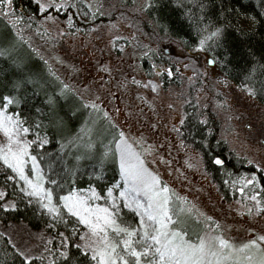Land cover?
I'll use <instances>...</instances> for the list:
<instances>
[{
	"label": "rangeland",
	"instance_id": "374dc122",
	"mask_svg": "<svg viewBox=\"0 0 264 264\" xmlns=\"http://www.w3.org/2000/svg\"><path fill=\"white\" fill-rule=\"evenodd\" d=\"M34 1L40 4L38 27L41 28L20 23L9 3L5 6L0 4V14L11 21L18 35L26 38L31 47L48 62L52 76L64 83L60 87H70L82 98V105L94 117L92 126L80 128L83 135L87 132L89 138L94 139L101 120L114 127L118 135L114 133L115 136L108 137L102 134L98 139L99 147L95 149L80 141L83 139H78V144L72 149L55 153L53 149L36 143L35 136L29 131L17 132L9 139L0 130V149L3 153H7L9 145L13 151L23 144L29 145V156L36 157L39 176L42 177L39 182L43 189L51 192L50 203L42 198V194L27 195L31 189L10 169L22 181L28 206L32 210L50 214L56 224L65 227L66 212L76 218L80 225L77 242L93 255V249L103 247L100 241L104 234L93 235L88 226L68 212L62 199L73 193L88 198L92 191L66 190L62 188V179L70 175L69 163L76 165L77 162L82 163V170L85 164L92 163L103 168V172L104 169L107 171L104 167L115 165L120 175L119 155L123 149L132 154L133 163L138 158L149 173L159 178L161 186L169 189V208L179 214L180 225L188 227L186 239L196 243L200 237L219 236L236 248L257 240L260 248L264 249V241L258 239L264 236V204L256 198L252 199L254 195L234 201L223 199L207 173L202 155L182 136L186 107L196 103L205 121L208 116L218 119L219 137L237 158L245 159L246 164L261 170L264 175V104L255 98L248 83L237 85L224 80L214 62L210 64L211 58L202 44L185 49L176 41L160 42L164 44L162 51L175 63L173 69L161 64L153 66L151 74H147L141 58L149 56L152 51H159L160 44V40L144 29L142 6L146 5L147 0H128L131 5H121L120 0H85L89 3L88 8L110 16L104 21L76 29L71 28L70 11L76 9L77 0ZM259 5H264V0H260ZM148 46H151L150 49ZM31 65L37 66L34 62ZM169 68L174 70V74L179 73V82L164 86L160 74L167 73L172 78L174 75L168 73ZM6 115L11 116L7 112ZM108 132H111L110 129ZM16 139L20 140L19 145L15 143ZM0 162L1 166L7 167L3 160ZM25 174L34 183L38 182L30 159L25 165ZM245 179L241 180L243 186L247 183ZM121 182L122 187L112 198L107 193H98L101 198L88 199V205L108 208L114 213L119 227L138 228L140 217L125 207V201L120 197L125 187ZM261 187L264 190V185ZM1 192L5 194L2 198L5 206L13 207L17 200L5 191ZM46 204L54 207L59 214L50 212L44 206ZM125 211L136 217L138 225L123 214ZM173 219H177V216L174 215ZM37 221L44 222L45 219ZM0 232L27 260H35L37 264H50L68 243L65 233L53 236L46 226L33 227L24 220L0 223ZM107 234L110 242H122L123 237L115 234L111 228L107 229ZM189 235L199 237L193 240ZM227 264H232V261Z\"/></svg>",
	"mask_w": 264,
	"mask_h": 264
},
{
	"label": "trees",
	"instance_id": "16d2710c",
	"mask_svg": "<svg viewBox=\"0 0 264 264\" xmlns=\"http://www.w3.org/2000/svg\"><path fill=\"white\" fill-rule=\"evenodd\" d=\"M77 1L76 9L70 11L71 28L87 27L89 23H98L110 16L88 8L89 3L85 0ZM120 2L121 5H131L128 0ZM0 4L5 6L8 2L0 0ZM9 5L20 23L41 28L38 27L41 19L39 3L34 0H11ZM142 11L145 15L144 29L160 40L158 43L176 41L183 48L190 49L204 41L205 53L218 67L224 80L237 85L248 83L255 98L264 104V5H259L255 0H147ZM217 30H220V36H212ZM16 31V26L0 14V107H3L4 96L13 98L14 103L8 106L7 113L22 122L20 126L35 136L36 143L53 149L55 153L72 149L78 144V139H83L80 141H85L87 147L95 149L99 147L98 139L102 134L108 137L115 136L114 133L118 135V131L105 120H101L98 125L94 139H90L87 132L83 135L80 128L84 125L92 126L93 115L87 112V108L82 105V98L75 90L60 87L64 83L61 84L55 75L52 76L48 62ZM163 43L158 45L159 51H152L149 56L141 58L147 74H151L153 66L167 64L174 67L175 63L162 51ZM31 62L37 66H32ZM160 76L164 86L179 82L178 76L170 78L167 73ZM202 116L198 104H188L182 136L202 155L207 173L223 199L234 201L254 195L264 204V190L261 187L264 185V175L261 170L246 164L245 159H238L219 137L218 119L215 116H208L207 121ZM109 129L111 132H108ZM44 139L48 142L43 143ZM69 157L73 159L72 155ZM217 158L223 163L216 164ZM78 163H69L71 172L68 178L62 179V188L89 189L101 194L112 188L113 194L119 192L122 182L117 166L108 165L104 167L107 171L104 169L103 172V168L92 163L85 164L90 168L83 167L82 170V163ZM245 177L247 183L243 186L241 180ZM117 183H120V188L113 187ZM1 191H5L17 202L13 207H7L0 198V223L24 220L33 227L46 226L53 236H59L61 232L67 235L68 243L62 253H67L68 259L62 253H57L50 264H95L92 253L77 242L80 226L77 219L66 212L65 227L56 224L50 214L32 210L26 201L28 199L24 195L22 181L3 165H0ZM123 214L138 225L135 216L126 211ZM36 219L45 221L39 222ZM180 226H184L181 229L185 232L189 230L185 225ZM189 236L193 240L199 237ZM0 264L37 263L35 260H27L9 238L0 232Z\"/></svg>",
	"mask_w": 264,
	"mask_h": 264
},
{
	"label": "snow or ice",
	"instance_id": "6c2138e0",
	"mask_svg": "<svg viewBox=\"0 0 264 264\" xmlns=\"http://www.w3.org/2000/svg\"><path fill=\"white\" fill-rule=\"evenodd\" d=\"M7 2L10 4L11 0ZM220 34V30H217L212 33V36L219 37ZM203 43L204 41H201L202 45ZM2 99L4 104L0 107V130H3L9 139L17 132L27 133V128L20 127L21 121L6 115L8 106L14 103L13 98L4 96ZM47 142V139L43 140V143ZM15 143L19 145L21 142L16 139ZM28 148V144H23L13 151L9 145L6 154L0 149V160H3L4 164L28 185L31 191L27 195L41 196L42 194V198L50 203L51 192L43 189L39 182L42 177L39 176L40 170L36 157L29 156ZM28 159L31 160L32 168L37 172L38 182L36 183L25 174ZM136 160L137 162L133 163L132 154L123 149L120 150V177L125 185L120 192V197L125 201V207L140 217L138 228L119 227L116 225L114 213L108 208L90 207L88 199L101 198L95 191H92L91 197L88 198L79 197L75 193L62 197L65 202L64 207L68 212L88 226L93 235L104 234L100 241L103 247L93 249L92 259L96 260L97 264H227L228 261H232V264H264V249L260 248L257 240H251L242 247L236 248L219 236L200 237L196 243L186 239L187 233L180 228L182 221L179 219V214L169 208V189L161 186L159 178L149 173L138 158ZM215 163L222 164L223 162L218 159ZM113 187L120 188L121 185L117 183ZM107 194L109 198H112L113 189L109 188ZM4 195L0 192V198ZM44 206L50 212H57L48 204ZM112 206L115 208V203ZM174 215L177 216L175 220ZM109 228L118 236L123 237L121 243L109 241L107 234ZM258 239L264 241V236ZM118 248L121 251L118 252ZM244 253L252 254L240 255ZM257 253H259L258 257ZM62 256L68 259L67 253H62ZM234 256L235 260H233Z\"/></svg>",
	"mask_w": 264,
	"mask_h": 264
},
{
	"label": "flooded vegetation",
	"instance_id": "af4514ba",
	"mask_svg": "<svg viewBox=\"0 0 264 264\" xmlns=\"http://www.w3.org/2000/svg\"><path fill=\"white\" fill-rule=\"evenodd\" d=\"M168 73H171L172 75H174V77L179 76V73L174 74V70H172L171 68H169Z\"/></svg>",
	"mask_w": 264,
	"mask_h": 264
},
{
	"label": "bare ground",
	"instance_id": "6f19581e",
	"mask_svg": "<svg viewBox=\"0 0 264 264\" xmlns=\"http://www.w3.org/2000/svg\"><path fill=\"white\" fill-rule=\"evenodd\" d=\"M255 1H257V3H259L260 0H255ZM97 167H99V166H97ZM84 168L89 169L90 167H87V165H86V166H84Z\"/></svg>",
	"mask_w": 264,
	"mask_h": 264
},
{
	"label": "water",
	"instance_id": "95a60500",
	"mask_svg": "<svg viewBox=\"0 0 264 264\" xmlns=\"http://www.w3.org/2000/svg\"><path fill=\"white\" fill-rule=\"evenodd\" d=\"M210 64H213V60L212 59H210ZM218 159L221 160L220 158H217L216 160H218Z\"/></svg>",
	"mask_w": 264,
	"mask_h": 264
}]
</instances>
